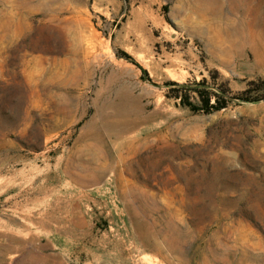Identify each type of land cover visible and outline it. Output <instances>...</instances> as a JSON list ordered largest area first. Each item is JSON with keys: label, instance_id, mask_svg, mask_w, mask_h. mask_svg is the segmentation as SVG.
<instances>
[{"label": "rangeland", "instance_id": "374dc122", "mask_svg": "<svg viewBox=\"0 0 264 264\" xmlns=\"http://www.w3.org/2000/svg\"><path fill=\"white\" fill-rule=\"evenodd\" d=\"M259 79L264 0H0V264H264Z\"/></svg>", "mask_w": 264, "mask_h": 264}, {"label": "trees", "instance_id": "16d2710c", "mask_svg": "<svg viewBox=\"0 0 264 264\" xmlns=\"http://www.w3.org/2000/svg\"><path fill=\"white\" fill-rule=\"evenodd\" d=\"M200 98L203 101V105L206 107L207 111L213 109L214 111H221L229 107V105L235 101L237 102H244V103H259L264 101V79H259L248 83L247 87L243 90L238 92L234 96L217 97L214 104H211V93L207 91H199ZM184 106L186 103H184ZM196 111V109H194Z\"/></svg>", "mask_w": 264, "mask_h": 264}, {"label": "bare ground", "instance_id": "6f19581e", "mask_svg": "<svg viewBox=\"0 0 264 264\" xmlns=\"http://www.w3.org/2000/svg\"><path fill=\"white\" fill-rule=\"evenodd\" d=\"M110 58H111V57H109V56H108V58H107V59H109V60H110Z\"/></svg>", "mask_w": 264, "mask_h": 264}]
</instances>
